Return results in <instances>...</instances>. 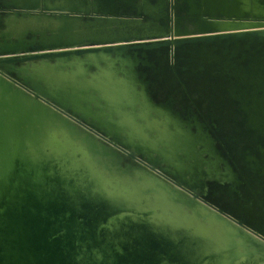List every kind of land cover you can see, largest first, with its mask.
I'll return each mask as SVG.
<instances>
[{"label": "water", "instance_id": "water-1", "mask_svg": "<svg viewBox=\"0 0 264 264\" xmlns=\"http://www.w3.org/2000/svg\"><path fill=\"white\" fill-rule=\"evenodd\" d=\"M263 181L264 0H0V264H264Z\"/></svg>", "mask_w": 264, "mask_h": 264}, {"label": "crops", "instance_id": "crops-1", "mask_svg": "<svg viewBox=\"0 0 264 264\" xmlns=\"http://www.w3.org/2000/svg\"><path fill=\"white\" fill-rule=\"evenodd\" d=\"M260 183L258 184V182L254 183L252 186V190L254 192V194L257 196V198H259L260 202H257L256 200H248L245 201L243 200L240 196H237L236 193H233L234 195V201L235 202H239L240 206L243 207V209H246L247 211H241V215L245 217V219L249 222V223H253L255 225H258L257 222H255L256 217L260 214L263 213L264 211V181L262 183V185L259 187ZM220 192H218L217 195H219ZM221 195V194H220ZM225 199H227V196L223 195ZM252 212H254V216L252 217ZM257 212V213H256ZM259 223V222H258Z\"/></svg>", "mask_w": 264, "mask_h": 264}]
</instances>
